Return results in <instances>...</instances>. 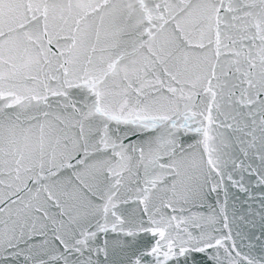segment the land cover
Masks as SVG:
<instances>
[{
  "label": "snow or ice",
  "instance_id": "snow-or-ice-1",
  "mask_svg": "<svg viewBox=\"0 0 264 264\" xmlns=\"http://www.w3.org/2000/svg\"><path fill=\"white\" fill-rule=\"evenodd\" d=\"M0 264H264V0H0Z\"/></svg>",
  "mask_w": 264,
  "mask_h": 264
}]
</instances>
